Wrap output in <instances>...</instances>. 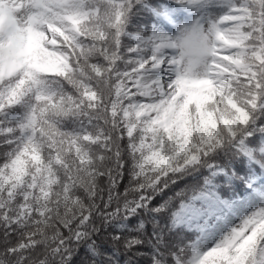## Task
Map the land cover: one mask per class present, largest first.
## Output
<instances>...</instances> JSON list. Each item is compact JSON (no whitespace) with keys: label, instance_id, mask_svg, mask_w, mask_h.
Listing matches in <instances>:
<instances>
[{"label":"snow or ice","instance_id":"snow-or-ice-1","mask_svg":"<svg viewBox=\"0 0 264 264\" xmlns=\"http://www.w3.org/2000/svg\"><path fill=\"white\" fill-rule=\"evenodd\" d=\"M264 264V0H0V264Z\"/></svg>","mask_w":264,"mask_h":264},{"label":"trees","instance_id":"trees-1","mask_svg":"<svg viewBox=\"0 0 264 264\" xmlns=\"http://www.w3.org/2000/svg\"><path fill=\"white\" fill-rule=\"evenodd\" d=\"M142 264H143V262H142Z\"/></svg>","mask_w":264,"mask_h":264}]
</instances>
